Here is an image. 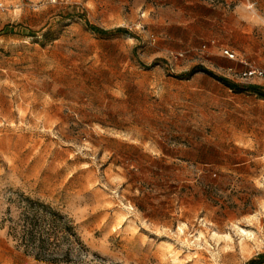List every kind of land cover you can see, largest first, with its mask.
Segmentation results:
<instances>
[{"label": "rangeland", "instance_id": "1", "mask_svg": "<svg viewBox=\"0 0 264 264\" xmlns=\"http://www.w3.org/2000/svg\"><path fill=\"white\" fill-rule=\"evenodd\" d=\"M249 66L264 0H0V264H54L8 235L22 195L72 221L73 264L263 253L264 99L205 71Z\"/></svg>", "mask_w": 264, "mask_h": 264}, {"label": "trees", "instance_id": "2", "mask_svg": "<svg viewBox=\"0 0 264 264\" xmlns=\"http://www.w3.org/2000/svg\"><path fill=\"white\" fill-rule=\"evenodd\" d=\"M205 71L232 89L250 91L264 99V85L243 86L212 71ZM18 207V218L8 226V235L15 241L16 247L40 261L73 264L71 252L77 246L83 247V243L72 221L51 205L28 196L22 195L18 199ZM263 262L264 252L252 258L249 264Z\"/></svg>", "mask_w": 264, "mask_h": 264}, {"label": "built area", "instance_id": "3", "mask_svg": "<svg viewBox=\"0 0 264 264\" xmlns=\"http://www.w3.org/2000/svg\"><path fill=\"white\" fill-rule=\"evenodd\" d=\"M222 54L230 60H235L237 58V54L235 53V51L229 47H222ZM228 70L234 72L232 67H230ZM237 76L242 80L255 77L262 78L264 77V70L259 67L249 66L239 70L237 72Z\"/></svg>", "mask_w": 264, "mask_h": 264}, {"label": "bare ground", "instance_id": "4", "mask_svg": "<svg viewBox=\"0 0 264 264\" xmlns=\"http://www.w3.org/2000/svg\"><path fill=\"white\" fill-rule=\"evenodd\" d=\"M238 228H239V230L241 231V233H242V235H244L246 238L247 237H249V236H252L253 235V233H254V231H253V233L251 232V231H249V230H246V229H244V228H242V227H239L238 226ZM182 232V231H181ZM207 232V231H206ZM227 235V234H226ZM203 236V235H202ZM204 237V236H203ZM229 237H230V234H229ZM251 239V238H250ZM256 239V238H255ZM250 243V242H249ZM167 244V243H166ZM171 245H172V243H171ZM171 254V253H170ZM171 256V255H170ZM175 257V256H174ZM177 258V257H176ZM178 264V263H177Z\"/></svg>", "mask_w": 264, "mask_h": 264}]
</instances>
